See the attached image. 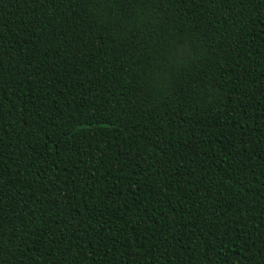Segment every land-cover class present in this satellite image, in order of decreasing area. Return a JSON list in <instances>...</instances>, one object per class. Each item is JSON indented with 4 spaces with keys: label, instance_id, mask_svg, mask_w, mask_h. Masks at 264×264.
Listing matches in <instances>:
<instances>
[{
    "label": "trees",
    "instance_id": "1",
    "mask_svg": "<svg viewBox=\"0 0 264 264\" xmlns=\"http://www.w3.org/2000/svg\"><path fill=\"white\" fill-rule=\"evenodd\" d=\"M0 264H264V0H0Z\"/></svg>",
    "mask_w": 264,
    "mask_h": 264
}]
</instances>
